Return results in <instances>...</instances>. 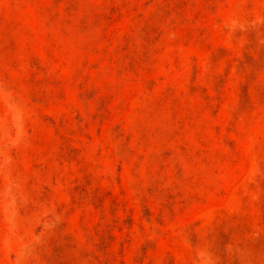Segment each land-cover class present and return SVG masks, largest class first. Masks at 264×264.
Listing matches in <instances>:
<instances>
[{"label": "rangeland", "instance_id": "rangeland-1", "mask_svg": "<svg viewBox=\"0 0 264 264\" xmlns=\"http://www.w3.org/2000/svg\"><path fill=\"white\" fill-rule=\"evenodd\" d=\"M0 264H264V0H0Z\"/></svg>", "mask_w": 264, "mask_h": 264}]
</instances>
